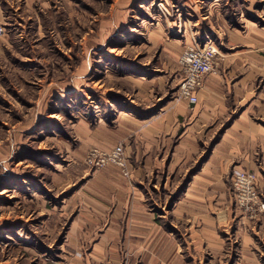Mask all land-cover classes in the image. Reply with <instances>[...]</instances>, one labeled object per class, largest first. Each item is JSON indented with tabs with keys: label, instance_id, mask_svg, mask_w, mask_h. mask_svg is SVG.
Returning a JSON list of instances; mask_svg holds the SVG:
<instances>
[{
	"label": "rangeland",
	"instance_id": "obj_1",
	"mask_svg": "<svg viewBox=\"0 0 264 264\" xmlns=\"http://www.w3.org/2000/svg\"><path fill=\"white\" fill-rule=\"evenodd\" d=\"M2 18L0 264H69L65 235L72 212L63 205L85 178L115 171L89 170L87 152L130 147L131 116L142 122L140 129L175 109L180 54L211 41L223 62L221 25L264 27V0H51L30 7L10 0ZM255 86L264 91V78ZM254 118L264 124V116ZM221 133L201 137L203 155L191 170L148 191L151 208L175 234L187 228L173 222L171 209ZM147 183L155 180L142 186ZM233 204L235 227L264 213L251 220ZM228 249L227 259L206 254L188 263L237 264L236 244Z\"/></svg>",
	"mask_w": 264,
	"mask_h": 264
},
{
	"label": "crops",
	"instance_id": "obj_2",
	"mask_svg": "<svg viewBox=\"0 0 264 264\" xmlns=\"http://www.w3.org/2000/svg\"><path fill=\"white\" fill-rule=\"evenodd\" d=\"M50 1L24 0L28 7ZM9 2L0 0V16ZM221 27L217 42L225 58L216 74L205 79L196 106L178 102L162 119L140 129L142 122L129 116L132 125L127 135H133L134 141L124 149L131 177L123 178L115 168L116 172L87 176L63 205L72 212L65 235L69 264H189L188 260L199 262L206 254L227 259L231 243L236 244L237 264H260L264 213L255 222L242 219L243 226H234L231 172H254L264 203V124L254 118L256 113L264 116V91L255 86L264 78V27L251 24L240 30L224 23ZM4 35L0 40L6 47ZM58 35L61 42V32ZM221 130L171 209L173 222L187 228L185 235L175 234L165 228L164 215L151 208L148 191L191 170L203 155L201 137ZM145 180L155 184L142 186Z\"/></svg>",
	"mask_w": 264,
	"mask_h": 264
},
{
	"label": "built area",
	"instance_id": "obj_3",
	"mask_svg": "<svg viewBox=\"0 0 264 264\" xmlns=\"http://www.w3.org/2000/svg\"><path fill=\"white\" fill-rule=\"evenodd\" d=\"M4 31V21L0 16V36ZM220 61L219 51L211 41H206L202 46L187 47L179 59L182 79L177 99L186 101L190 108H194L205 79L216 72ZM83 162L89 170L99 171L113 167L123 178L131 177L130 164L122 144H117L109 150L92 148L85 155ZM232 193L235 206L247 218L253 220L264 211V203L259 196L258 178L254 172L236 171L232 179Z\"/></svg>",
	"mask_w": 264,
	"mask_h": 264
}]
</instances>
